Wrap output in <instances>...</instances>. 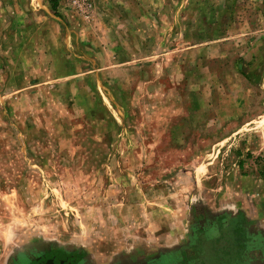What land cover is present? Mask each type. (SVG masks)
Segmentation results:
<instances>
[{"label":"rangeland","instance_id":"374dc122","mask_svg":"<svg viewBox=\"0 0 264 264\" xmlns=\"http://www.w3.org/2000/svg\"><path fill=\"white\" fill-rule=\"evenodd\" d=\"M260 194L264 0H0V264L149 259Z\"/></svg>","mask_w":264,"mask_h":264},{"label":"crops","instance_id":"0c3cea01","mask_svg":"<svg viewBox=\"0 0 264 264\" xmlns=\"http://www.w3.org/2000/svg\"><path fill=\"white\" fill-rule=\"evenodd\" d=\"M260 195L255 200L247 195L227 199L221 211L209 208L206 215L203 210L198 227L204 221L208 228L184 234L181 239L187 245L181 241L150 259L158 264H264V194Z\"/></svg>","mask_w":264,"mask_h":264},{"label":"flooded vegetation","instance_id":"af4514ba","mask_svg":"<svg viewBox=\"0 0 264 264\" xmlns=\"http://www.w3.org/2000/svg\"><path fill=\"white\" fill-rule=\"evenodd\" d=\"M204 213V212H203ZM207 213H205L206 215ZM201 222V221H200ZM200 224V229L208 228L209 222L205 223L202 221ZM198 231V230H197ZM198 242V240L196 241ZM36 254L29 253L28 256H24L22 260L20 259V264H88L85 258H80L77 256L76 252H67L57 246H42L36 250ZM115 264H158L156 261H152L150 258L143 259L138 258L134 260H129V258L124 257L122 260L116 262Z\"/></svg>","mask_w":264,"mask_h":264},{"label":"water","instance_id":"95a60500","mask_svg":"<svg viewBox=\"0 0 264 264\" xmlns=\"http://www.w3.org/2000/svg\"><path fill=\"white\" fill-rule=\"evenodd\" d=\"M51 264H54L53 262Z\"/></svg>","mask_w":264,"mask_h":264}]
</instances>
